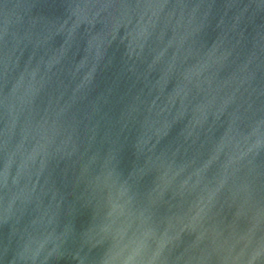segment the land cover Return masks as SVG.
I'll return each mask as SVG.
<instances>
[{
  "label": "water",
  "instance_id": "obj_1",
  "mask_svg": "<svg viewBox=\"0 0 264 264\" xmlns=\"http://www.w3.org/2000/svg\"><path fill=\"white\" fill-rule=\"evenodd\" d=\"M0 264H264V0H0Z\"/></svg>",
  "mask_w": 264,
  "mask_h": 264
}]
</instances>
